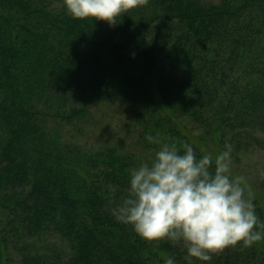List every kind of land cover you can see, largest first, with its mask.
Instances as JSON below:
<instances>
[{
    "label": "trees",
    "instance_id": "obj_1",
    "mask_svg": "<svg viewBox=\"0 0 264 264\" xmlns=\"http://www.w3.org/2000/svg\"><path fill=\"white\" fill-rule=\"evenodd\" d=\"M179 97L222 137L264 130V0H146L115 26L73 18L62 0H0V264H188L115 218L137 155L81 142L88 105L118 101L134 149L154 156L150 132L199 155L164 103ZM257 243L205 264H264Z\"/></svg>",
    "mask_w": 264,
    "mask_h": 264
},
{
    "label": "clouds",
    "instance_id": "obj_2",
    "mask_svg": "<svg viewBox=\"0 0 264 264\" xmlns=\"http://www.w3.org/2000/svg\"><path fill=\"white\" fill-rule=\"evenodd\" d=\"M146 0H62L80 20L115 26ZM159 145L154 156L130 169L127 194L114 207L115 218L148 242L168 240L184 250L188 264L211 262L215 254L264 240V220L243 175L232 173V146L215 157L197 154L189 142L177 146L146 134ZM163 264H178L173 255Z\"/></svg>",
    "mask_w": 264,
    "mask_h": 264
},
{
    "label": "rangeland",
    "instance_id": "obj_3",
    "mask_svg": "<svg viewBox=\"0 0 264 264\" xmlns=\"http://www.w3.org/2000/svg\"><path fill=\"white\" fill-rule=\"evenodd\" d=\"M209 3H219V0H207ZM181 97V96H180ZM179 97V98H180ZM158 101H162L158 99ZM171 109L175 119L178 120L182 130L189 136L192 143L199 147L202 152H210L213 157L224 149L225 143L232 146V173L234 175H243L251 186L255 200L264 210V130H255L250 135L242 133L232 134L228 132L222 137L220 129L214 122L201 124L194 121L184 108L182 99L169 98L164 102ZM83 106L80 102L74 105ZM88 129L81 142L87 146L98 145L100 141L116 143L121 140L123 146L129 153L137 155L136 160L141 162L148 161L152 153H145L134 149L133 139L135 137L134 128L128 110L118 101H98L88 105ZM236 133V132H235ZM252 135V137H250ZM245 137V138H244ZM79 141L80 138H77ZM240 141V142H239ZM56 238L49 237L45 241L37 242L35 247L52 248L55 246ZM57 243V242H56ZM59 244V243H58ZM258 247L263 249V240L259 241ZM58 247V245H56ZM60 247H63L61 244ZM56 247V248H57Z\"/></svg>",
    "mask_w": 264,
    "mask_h": 264
}]
</instances>
